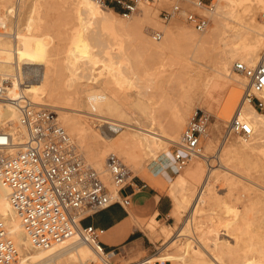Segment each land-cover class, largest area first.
Listing matches in <instances>:
<instances>
[{
  "label": "bare ground",
  "instance_id": "6f19581e",
  "mask_svg": "<svg viewBox=\"0 0 264 264\" xmlns=\"http://www.w3.org/2000/svg\"><path fill=\"white\" fill-rule=\"evenodd\" d=\"M9 1L0 0V11L3 9L2 6L5 7L4 12L1 11L2 14H8L10 11L15 10V7L11 6L12 4L5 6V3H9ZM235 2L237 1L224 0L223 5H216V10L213 14L214 29H225L229 31V34L225 35L222 33L220 37V40L224 43L226 54L221 55L214 73L209 75L196 66L197 55L204 49L206 42L205 38L199 35L200 33H195L191 29L174 33L170 29L164 32L163 41H154L149 35L151 34L149 27L145 29V23L151 19L149 11H144L143 19L131 18L129 21L124 22L116 17L118 13L112 8L101 6L94 0H77L75 15L78 29L71 36V46L68 49L67 61H65L67 62L65 68L70 70L71 74L61 80L58 75L61 66H57L58 60L55 58L58 46L54 43L51 44L54 34H56L55 28L58 26V18L54 11L56 9L55 3L53 0H19L17 16H21L20 18L17 17L16 22L21 20L22 23H18L20 25L17 24L14 33L15 43L12 45L4 40L3 36L9 35H0V75L11 80L12 90L11 86L7 88L10 97H16L21 93L28 95L31 102L35 105L53 103L59 108L57 111L58 119L68 129L67 133L70 134L71 138L78 139V141L83 143L92 161L88 160L86 153L83 152L82 157L86 158V161L89 162L88 165L106 174L108 173L106 168L108 155L118 153L123 156L126 166H129V171L132 170L137 173L143 167V162L146 158L151 157L153 159L164 152L169 156L166 150L167 144L176 142L179 139L181 125L180 128L179 126L171 128V132H168L167 135H163V131V134H160L158 129L150 124L139 125L137 130L131 132L122 129L115 137H110L106 134L99 135L93 131V128L90 127L83 117L70 113V109L73 108L62 106L64 104V96L67 97L71 92L80 95L82 97L81 101L84 103V107L82 106L81 108L87 107L86 109L88 110L93 109V112L97 109L100 111L99 113L102 112L103 114L100 117L109 118L116 116L119 119L135 120L140 123L143 120L142 114L146 115L149 108H157L171 102L170 98L166 96V79L172 78L177 73H189V68L192 65L193 79L199 80L205 101L211 107L224 101L222 116L225 120H229L241 97V90L238 87L246 84V79L242 75L233 73L231 63L235 58H239L241 62L246 64H255L260 57L261 38H264V24L259 23L256 20L255 13L250 12L246 6L240 14L239 11L233 8ZM260 4V7H264V0H260ZM21 7L22 10L18 13V9ZM228 17L237 20L241 28L229 27L227 23ZM89 22L109 33L116 45V51L112 50L101 38L102 32L96 29H92L93 31L88 30L87 23ZM5 23L6 18L0 17V24ZM21 25L22 27H20ZM128 37H133L136 40L135 42L139 43L148 55L147 60L141 64L139 74L131 69L132 76L122 75L123 70H117L114 65L120 66L117 63L122 60L117 63L114 61V59L119 57L123 58V63L128 61V56L124 51V38ZM91 38L94 39V43L91 42ZM235 38L241 40L239 41L241 44L231 41ZM180 41L184 43L179 44ZM95 47L100 48L96 51L94 50ZM134 49H136V46ZM50 50H52L51 53ZM167 51H171L174 54L170 62L165 60ZM133 52L134 55L137 54L135 50ZM186 53L190 55L187 56L185 55ZM98 59H103L101 62L106 65L110 73L109 76L101 77L93 72V65L99 61ZM134 63L136 66L137 62ZM167 65H177L178 67L176 70L167 73ZM78 69H81V73L77 72ZM104 70L100 71L103 72ZM29 74L37 76V81H31L33 83H26V85L21 87L22 78ZM115 85H118V87L127 85L132 89L133 87L138 88L135 99L131 100L127 93L121 96L120 88ZM158 94L160 98L155 100V95ZM46 97L49 98L48 101L50 102H47ZM242 104L244 105H240L235 114L240 115L243 120L249 123L252 129L250 137L242 139V146L252 148L257 145L258 140L264 139V112L261 113L253 105L245 101ZM126 106L134 107V110L137 109L140 112V117H131L129 112L125 110ZM74 109L77 111L78 108ZM92 111L90 110L89 112ZM17 120V110L9 102H1L0 100V126L7 124V126L13 127V123ZM20 133V138L22 139L24 133L21 130ZM73 138L72 140L77 148H81V145ZM251 138L253 141H250ZM178 142L180 143V140ZM241 148L239 150L233 148L234 150L231 151L233 153L231 157L234 160L239 159L242 155L243 151H240L242 150ZM202 156L205 157L202 152L193 155L190 158L192 160L191 164L177 176L175 187L171 186L173 188L171 196L175 203L176 213H178L179 208H185L191 201L192 189L189 182H194L201 178V172H197L198 170L195 169L198 165V159L196 158ZM244 156L242 158L246 157ZM231 157L229 156L228 158L231 159ZM240 160L242 161V159ZM246 163L248 162L246 161ZM257 167L260 166L257 165ZM223 178L224 181H221L226 182V186L230 190L234 182L227 175H223ZM208 179L209 174L203 178L193 203L189 206L191 207V211H189L191 218H185V227L177 229L176 239L173 238L174 240L170 244L171 248L176 250L164 255V257L169 258L166 264H264V245L256 243L250 245L251 243L248 244L245 240L248 226L251 222L254 223L252 215L255 214L252 213L251 204H245L241 212L234 211L231 204L227 203V201L221 202L216 197ZM8 194L9 188L0 177V216L8 236L18 249V256L13 264L107 263L105 256L96 253L77 236L48 249L33 245L9 202ZM217 205L223 208L225 213L233 215V219L224 221V229L226 227L225 236L232 241L220 237L213 224L205 231L206 236L202 239L204 246L199 245L200 243L198 242L200 248L203 247L202 250L196 246L192 247L191 243L187 241L188 238L182 241L180 237L186 236L185 234L188 233V231L184 233V230H187L185 229L189 225L187 223L193 221L195 214L207 210L212 215L215 210L214 207ZM196 215L198 216V214ZM156 224V219H153L150 226L147 227L151 236L155 233ZM191 229H193L192 226ZM187 235H190V233ZM160 236L163 237L164 242L169 241L170 243L173 236L171 226H165L160 232ZM199 241L201 242L200 239ZM255 244L256 246H254ZM92 252L94 257L91 256ZM131 264L165 263H157L155 257L150 256Z\"/></svg>",
  "mask_w": 264,
  "mask_h": 264
},
{
  "label": "rangeland",
  "instance_id": "374dc122",
  "mask_svg": "<svg viewBox=\"0 0 264 264\" xmlns=\"http://www.w3.org/2000/svg\"><path fill=\"white\" fill-rule=\"evenodd\" d=\"M76 1L77 0H53V2L55 3L54 6L56 8L54 11H55L56 17L58 18V21H57L58 26L55 28L56 34H54V38L51 44L54 43L58 46L56 50L57 55L55 56V58L58 60L57 66L58 65L61 66L59 70L60 72L58 74L59 77H61V80L65 79L71 74L70 70L65 68L67 64V62L65 61H67L66 57L68 54V49L71 46V36L78 29V25H77L78 22L76 20V15H75ZM195 1L196 0H189V3H188L189 10L195 13L204 14L210 20L207 29L204 32H200L199 34L205 38L206 42H205L204 49L201 50L200 54L198 53L197 55L196 66L200 67L203 72L209 75H212L214 73V69L217 66V62L219 58L221 57V55L226 54L224 50V47H225L224 43L223 41L220 40V37L222 36V33H224L225 35H228L229 31L225 29L215 30L214 20H213V14L215 13L216 5L217 4L223 5L224 0H213L215 4V9L213 12H209L205 9L196 8L193 4ZM209 1L210 0H203L204 3H209ZM236 1L237 2H235L233 8L239 11L240 14L242 13L243 8L246 6L248 7L250 12L255 13L256 20L259 23L264 24V19H262V16H264V7H260L261 5L260 0H236ZM18 2L19 0H10L9 3H5V6L12 4L11 6L15 7V10L10 11L11 13L9 12L8 14H4V13L2 14V12H4L3 10L5 9L4 6H2L3 8L1 9L2 12L0 11V17L6 18V23H5V27L3 31H5L8 35L14 34L17 24L22 23L21 20H19L20 22H16L17 17L20 18L21 16V15L17 16ZM173 2L174 0H168V1L167 0H152L151 3H145L141 5L140 13L135 15L132 18L143 19L144 11H149L151 13L149 16L151 19L149 22L145 23V29L149 27V31L151 33L149 35L151 38H152V32L154 31L161 32L163 36L160 41H163L165 37L164 32L170 29L174 31V33L188 31V29H191L193 32L198 33L186 22L185 14L183 12L176 14L172 19L168 21H164L162 19L161 11L164 9L165 10L169 9L170 6L173 4ZM21 10H22V7L18 9V13H20L19 11ZM116 17L124 22L129 21V19L123 18L119 13L116 14ZM227 23L229 27L232 26V27L239 28V29L241 28L237 20H233V18L231 17L227 18ZM87 25H88L89 31H93L92 29H96L102 32L101 38L105 41L106 44H108L111 47L112 50L116 51V45L114 44V40L112 39L111 36H109V33L107 31L97 28V26L92 22L87 23ZM20 27H22V25ZM3 38L5 41L11 43L12 45L15 43L14 41H16V38L12 36H3ZM90 40L92 43H94V39L91 38ZM135 41L136 40L133 37L124 38V43H125L124 51L126 52L128 56L127 62L124 61L123 63L122 57L114 59L116 63L122 60L119 63H117L120 66L114 64L117 70L119 71L123 70L122 75L132 76L131 69L134 70L137 74H139L142 62L147 60L148 58L146 51L144 52V48H142L141 45ZM231 41L236 42V44L238 43L241 44V42H239L241 40H238L236 38L234 40L232 39ZM180 43L183 44L184 42L180 41L179 44ZM135 46H136V49H134ZM262 47H264V38H261L259 56H260L261 50H264L262 49ZM99 48L100 47H95L94 50L97 51L99 50ZM133 50L136 51L137 53L136 55L133 54L134 53ZM51 52L52 50H50V53ZM185 55L189 56L190 54L186 53ZM173 57H174L173 52L171 51L166 52L165 60L167 62H170ZM240 60L241 59L239 58H235V60L232 61L231 70L233 71V73H236L233 70V64L236 61H240ZM101 61H103V59H100L93 65L94 66L93 72L97 73L101 77H107L110 75V73L107 70V67L104 64V62H101ZM134 62H137L136 66ZM177 67H178L177 65H167L166 71L167 73H170L172 70H176ZM192 68L193 67L191 65V67L189 68V73H185V74L177 73L173 75L172 78H168L169 75H167L168 77L166 76V78H168L166 79L167 84L165 85L166 96L170 98L171 102L167 105H162L157 108H154V107L149 108L148 113L146 115L142 114L143 120L140 123L136 122L135 120L128 121L125 119H119L116 116L109 117V118L100 117L103 114L102 112L99 113L100 111L97 109L94 110V112L97 111L95 112V114L97 113L96 115L98 116H96L94 112L92 111L93 109H90L92 112H89L90 110L86 109L87 107L81 108L84 105V103L81 101L82 97L80 95L74 92H71V94L67 95V97L64 96L65 97L64 104H62V106H65V107L67 106V108L68 107L73 108V109H70V113L73 115H78V116L83 117L85 121L90 125V127L93 128V131H95L97 134L99 135L106 134L110 137H115L116 135H118L117 133L122 129H124L127 132L137 130L139 125H143V124H146V125L150 124L152 125V127L157 128L160 134H163L162 133L163 131L164 132L163 135H167L168 132H171V128L173 127L176 128L178 126L180 128V125H181L182 128L179 129V137H178L179 138L178 140H180L181 133L188 119L190 118V116L196 109L202 110L209 115V123H208V128L206 130L207 135L205 134L201 141V147H202L201 152L202 154L205 155V157L202 156V157L196 158L198 159L197 160L198 165L195 170H198L197 172L199 171L201 172V178L198 180H195L194 182L193 181L189 182V185L192 189V196H191L190 203L185 208H179L178 213H176L175 203L171 196L172 194L171 190L173 189L171 186L175 187L177 176L181 174V172L191 164L192 162L191 159L188 160V162L184 166H182V168H180L179 171L171 174V177L167 181L165 182L162 181L164 183V190L162 192L166 196H168L170 203H171V210H170V213L167 219L159 220V219H156L155 216H150V217L141 219L139 221L140 222L139 224L144 234V244L141 247H138L129 253H123V255L120 256L118 260L120 263L131 264V263L146 259L150 256H154L155 261L157 263L166 264V261L169 260V258L164 257V255H167L169 252L176 250L174 248H171L170 244L174 239H176L175 235H176L177 229L185 227V224H184L186 220L185 218L187 219L191 218L189 215L190 213L189 211H191L190 209L191 207L189 206L192 205L191 203H193V199L197 193V190H199L202 180L205 176H207V174H209L208 180L211 184V187L216 197H218L221 200V202L227 201V203L231 204L232 209H234V211L241 212V210L244 209L245 204H251V208L253 211L252 213L255 214V215H252L253 217L252 219L254 223L251 222L250 225L248 226L249 228L247 227L248 229H247V234L245 235V240L248 244L251 243L250 245H253L254 243L264 245V139L258 140L257 145L251 148V147L242 146L243 138L239 134L231 133L227 136V138L223 137L226 131V128L228 126V123L230 122V120L233 118V116L237 112L236 110L239 109L240 105H244L242 103H243V95H244V89H245L246 84L238 87L241 90V97L239 99L238 104L235 106L233 113L231 117L229 118V120H225L222 116L224 101H222L219 105H215L213 107H211L205 101V99L203 98L202 91H201L202 86L199 80L193 79ZM103 69H105L103 72L100 71ZM77 72L81 73V69H78ZM37 78L38 77L33 76V74H29L25 76L24 78H22L21 87H23V85H26V83L29 84V83H33L37 81ZM6 79L8 80V85L9 87L11 86V90H12L11 80L8 79V77ZM115 86L117 88H120L121 96L127 93L131 100L135 99L138 88L133 87L134 89L133 90L132 88H129L127 85H123V86L121 85L119 87L118 85H115ZM26 96L29 98L28 95ZM159 98H160V95L158 94V95H155L154 99L159 100ZM48 100L49 98H47V102H50ZM47 104L49 105H36V106H46V107H49L55 110L56 112L59 110V108L56 107L53 103H47ZM74 108H78L77 111ZM134 109H135L134 107L132 108L128 106L125 107V110L129 112L131 117H134V116L140 117V112L137 109L136 110ZM258 111L262 113L264 112V109H258ZM60 122L61 120L59 121V123ZM61 124L63 125L62 122L60 123V125ZM12 126L17 127V121H15ZM13 127L7 126V124H3L0 126V129L13 128ZM65 130H67L68 132L67 128ZM73 139L81 145V148L80 147L78 148L80 154L83 155V152H85L87 155L86 158L90 160V157L87 154L83 143L81 141H78V139H75V138ZM178 140L176 142L167 144L166 150L169 156L166 154V152H164V153L158 154L153 159L151 157L146 158L145 161L143 162V167L140 168V170H138L137 173H134L132 170L129 171L128 181L134 176H139L141 178H145L147 174L151 176L149 172V166L155 162L164 163L168 158L173 159L175 154L185 155V152L183 151ZM250 141H253L252 138ZM239 146L242 147L241 148L242 150H240L241 152L243 151L242 155L239 157V159L234 160L231 157L233 156V153L231 151L234 149L239 150L240 148ZM116 154L121 160V162L126 166L123 156H120L118 153ZM229 156L231 157V159L228 158ZM243 156L245 158H242ZM86 158H84L85 162L86 164H89V162L86 161ZM247 158L249 161L247 160ZM240 159H242V161ZM245 159L248 163H246ZM251 161L253 162L252 164H251ZM256 164L259 165L260 167H257ZM253 165L255 166L253 167ZM126 168L128 169L129 166L128 167L126 166ZM100 174H101L102 180L106 183L108 188L112 190L113 186L111 183L110 175H108V173L105 174L103 172H100ZM223 175H227L231 179V181L234 182L230 190L228 189V186H226L227 183L223 182L224 181ZM156 178L158 180H161L160 176H157ZM148 183L152 186H157L155 182L148 180ZM214 209L215 210L212 213V215L210 214V211H207V210L196 213L198 214V216L195 214L193 221L191 223L190 222L187 223V225L189 224L185 228L187 230H184V233L188 231L190 235H187L188 234L187 233L185 234L186 236L180 237L182 238V241L188 238L187 241L191 243L192 247L196 246L197 248L202 250L203 247L200 248L199 245L204 246V244H202V241H203L202 239L203 237L206 236L205 231L207 230L209 226H211V224L215 226L220 237H222L223 239H228L232 241L227 236H225L226 227L224 229V226H225L224 221L233 219V215L232 214L229 215L225 213L224 209L220 208L218 205L214 207ZM89 212H91V210L84 213V215ZM153 219H156L157 224L155 225V229H154L155 233L153 234V236H151L149 233V229L147 227L150 226ZM190 225L192 226L193 229H191ZM165 226H171L173 230V236H172V239L170 240V243L169 241L164 242L163 237L160 236V232L163 230ZM199 239L201 240V242L199 241ZM256 244L254 246H256ZM93 255L94 254L92 252L91 256L94 257Z\"/></svg>",
  "mask_w": 264,
  "mask_h": 264
},
{
  "label": "built area",
  "instance_id": "2783aa9c",
  "mask_svg": "<svg viewBox=\"0 0 264 264\" xmlns=\"http://www.w3.org/2000/svg\"><path fill=\"white\" fill-rule=\"evenodd\" d=\"M97 4L115 9L123 18L131 19L141 11V5L152 0H94ZM189 0H174L162 10L164 21L183 12L186 22L198 33L204 32L209 18L188 8ZM196 8L213 12V0L204 3L196 0ZM264 19V16H262ZM5 24H0V35ZM8 35V34H7ZM14 37V34H9ZM162 33L152 32L155 41ZM233 70L246 79L243 101L257 110L264 109V50L255 64L236 61ZM8 80L0 75V100L9 102L18 112L17 127L0 129V177L8 186L9 202L21 225L36 247L51 248L74 236L107 259L105 264H123L117 250L107 251L100 243L104 229L83 226L82 220L90 213L114 203L128 206L130 201L120 191L128 183L129 170L116 154H109L106 168L113 189L102 180L101 174L86 164L82 154L63 126L57 112L46 106H36L25 94L10 97ZM209 115L196 109L188 119L180 137L185 155L168 158L173 173L179 171L193 155L201 153V141L208 128ZM20 130L24 133L21 139ZM104 133V131H103ZM239 134L249 138L252 129L240 115H234L223 137ZM91 210V212L86 213ZM18 249L7 234L0 216V264H13ZM104 264V263H103Z\"/></svg>",
  "mask_w": 264,
  "mask_h": 264
},
{
  "label": "crops",
  "instance_id": "0c3cea01",
  "mask_svg": "<svg viewBox=\"0 0 264 264\" xmlns=\"http://www.w3.org/2000/svg\"><path fill=\"white\" fill-rule=\"evenodd\" d=\"M170 166L169 160L151 164L149 166L151 176L149 174L145 178L134 176L121 189L120 195L130 201L128 206L114 203L105 209L88 214L81 224L104 229L100 243L107 251L117 250L119 258L123 253L141 247L144 244V234L139 221L150 216L166 220L169 216L171 203L162 191L163 182L173 174ZM157 176H160L161 180H158ZM148 180L155 182L157 186L150 185Z\"/></svg>",
  "mask_w": 264,
  "mask_h": 264
}]
</instances>
